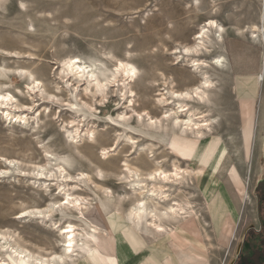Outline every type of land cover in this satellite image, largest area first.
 Returning a JSON list of instances; mask_svg holds the SVG:
<instances>
[{"label":"rangeland","instance_id":"374dc122","mask_svg":"<svg viewBox=\"0 0 264 264\" xmlns=\"http://www.w3.org/2000/svg\"><path fill=\"white\" fill-rule=\"evenodd\" d=\"M200 1L203 10L190 8L192 0H0V92L10 94L16 106L12 110L28 115L30 120L26 128L17 122L5 123L4 112L0 110V170L9 166L5 159L14 160L5 174L6 178L0 180V231H17V242L32 252L44 255L59 253L61 248L56 233L37 223L24 224L16 220L18 213L36 205L44 207L51 199L45 195L43 190L46 187L42 182L35 185L31 179L32 171L38 166L50 170L57 162L63 163V159H73L72 168L65 165L69 172L75 173L77 169L95 178L100 169L107 178L105 183L120 189L115 180L119 171L115 161L134 160L139 155L135 150L127 152L125 145L118 148L116 140L122 135L123 142L128 136L123 131L127 123L131 122L133 126L141 124L137 121V113L161 116L162 110L155 101L160 89H164L162 74L168 81L173 80L177 91L189 90L199 84L200 79L190 64L177 63L173 52L176 48L192 47L199 27L213 18L227 30L224 41L235 79V84L225 82L228 79L221 70L213 67L208 70L219 86L226 84L220 93L215 94L218 110L222 111L228 103L232 110H237L238 118L233 120V129L238 131L239 141L243 140L245 111L249 107L253 109L255 121L251 156L247 163H243L246 166L239 169L232 151L226 155L236 166L247 194L242 202L244 222L234 240L228 263L237 259L241 240L246 235L245 244L250 248L256 244L257 238L264 240V156L260 151L264 133V81L260 80L264 47L254 45L248 37L237 35L238 30H247L253 24L260 25V18L264 17V0ZM214 6L218 10L216 14ZM212 37L213 34L210 45L208 42L209 47L212 46L211 53L200 57L209 62L221 55L223 49V45L220 47ZM68 58H79L83 64L93 66L100 77L101 71L110 76L120 60H129L143 75L136 84L128 86L134 91L137 113L131 112L127 100L123 102L124 87L108 86L107 90L104 89L107 92L97 95L92 88L86 91L85 83L64 80L61 69ZM21 69L29 73L20 78L18 70ZM30 74L42 83L43 89L38 96L29 90ZM254 83L255 92H250L249 86ZM232 95L237 96L235 107ZM224 96L226 99L222 102L220 97ZM224 111L226 113V109ZM214 113L217 116L218 113ZM75 126L85 130L83 143L79 146L67 133ZM29 127H36L39 133L30 131ZM88 131H93V137H87ZM226 133L219 129L214 136L223 137ZM213 139L200 142L198 154L203 155ZM136 143L144 142L136 140ZM101 147L113 150L114 162L102 159ZM180 159L181 166L191 164L199 169L193 158L188 161ZM169 160L166 161L168 167ZM248 193L254 200L251 206L246 203ZM198 201L205 204L199 195ZM97 207L101 205L93 206Z\"/></svg>","mask_w":264,"mask_h":264},{"label":"bare ground","instance_id":"6f19581e","mask_svg":"<svg viewBox=\"0 0 264 264\" xmlns=\"http://www.w3.org/2000/svg\"><path fill=\"white\" fill-rule=\"evenodd\" d=\"M201 2L200 0H192L189 3L191 4L190 8L203 10ZM213 3H215V0ZM213 9L216 14L218 11L216 6ZM260 20V25L253 24L247 30L245 28L238 30L237 35L248 37L254 44L264 47V17L261 16ZM199 29L192 47L176 48L174 52L172 51L177 63H180V65H182L181 63L187 64V66L190 64L195 75L200 79L199 84L189 90L177 91L173 80L168 81L169 79L162 74L164 89L159 88L161 93L155 101V105L162 110L159 117H154L148 112L144 114L137 113L135 110L137 101L133 89H128V86L130 87L133 83L136 84L143 75L129 60H120L119 64L115 66L116 70H112L110 76L98 69L101 74L100 77L96 73L97 70H93V66L83 64L79 58H68L67 64L61 69L64 80L75 81L78 84L85 83L83 84L86 85L85 90L91 91L92 88V91L97 95L105 93L104 91L108 89V86L118 89L124 87L122 93H125L123 96L121 95L122 100L123 102L127 100L131 112L137 113V121H141V124L133 126L129 121L130 123H127L123 129L125 133H128V136L121 142V135L115 144L118 148L125 145L128 149L127 152L135 150L139 158L134 160L125 158L115 161L114 165L119 170L115 180L121 186L118 189L120 191L105 183L107 178L104 177L100 169L95 178L91 177L90 173L77 169L75 173L69 172L65 165L72 168L75 163L73 159L62 160L61 158L63 163L56 161L57 164L50 170L38 166L32 171L31 179L35 185L39 181L42 182L46 187L42 190L51 199L44 207H37L36 205L23 210L16 215V220L24 224L37 223L56 233L59 237L58 243L61 252L51 255L32 252L29 248L27 249L20 242H17V231L13 233L7 230L9 232H6L5 229V231H0V264H74L81 255L84 254L85 256L86 253H91V244L96 241V236L101 232L87 218V212L94 205H101V207H97L101 216L104 214L103 211L109 214L111 210H116L114 215L125 211L128 222L136 229L145 232L151 229L157 232H166V225L169 222L179 223L202 218L199 213L197 193L190 182L193 179L194 172L187 165L185 167L181 166L182 161L169 149V142L173 136L193 137L202 140L212 134L213 125L217 123V118L209 114L212 109L210 95L216 89V85L208 70L212 66L224 68L227 60L223 56H218L212 58L209 62L200 57L210 53L211 35H214L212 38H215V42L221 47L227 30L218 20L213 18L206 20ZM18 71L20 78L24 73H29L26 69ZM28 77L31 78L28 80H32L28 84L29 90L38 96L43 89L41 81L34 78L32 74ZM102 77L105 79H101ZM260 80L264 81L263 74ZM15 107L13 97L10 94L0 92V110L2 109L4 112L3 119L5 123L17 122L20 126L26 128L30 121L28 115L14 112L12 109ZM21 107L17 108L22 109ZM203 108L208 110L202 111ZM72 123L74 124V122ZM145 125L146 128H144ZM27 129L36 132V134L38 132L36 127ZM83 131L85 130L81 131L79 126H75L67 133L73 136V140L79 146L84 140ZM262 131H264V107ZM92 132L88 131V134L86 133L87 137H93ZM136 140H141L144 143L138 144ZM228 142L232 146L240 167L246 166V164H243L241 157H238L239 138L236 135L232 136L228 139ZM251 143L249 136H245L244 146L249 157L252 148ZM100 149L102 159L105 162H114L111 148L101 147ZM260 151L264 156V133L262 134ZM157 155L164 156L157 157ZM167 159H170L169 167L166 165ZM5 161L6 165L9 166L6 169L4 168L5 170H0V180L6 178L7 170L14 163V160L10 159H5ZM49 162L51 163V161ZM233 178L237 186L241 187L239 191L245 195L246 189L242 187L243 180L237 168L233 171ZM246 203L250 206L254 203L250 193H248Z\"/></svg>","mask_w":264,"mask_h":264},{"label":"crops","instance_id":"0c3cea01","mask_svg":"<svg viewBox=\"0 0 264 264\" xmlns=\"http://www.w3.org/2000/svg\"><path fill=\"white\" fill-rule=\"evenodd\" d=\"M222 45L223 49L219 56H223L228 61L224 68L212 67L224 73V77L228 79L225 82L235 84V79L231 73L226 40ZM262 74L264 75V72ZM213 80L216 89L210 95L212 109L209 114L211 115L213 112L218 114L217 116L216 113L211 115L217 118V123L213 125L212 134L202 140L175 135L169 143L175 156L186 161L193 158L199 166V169H195L193 165L186 163L194 172L190 182L196 190L197 199L199 195L205 203L202 204L198 201L199 213L202 218L179 223L169 222L166 225V232H157L154 229L145 232L136 229L128 222L125 211H121L118 216L114 215L116 210H111L109 214L102 210L104 214L101 216L97 208H92L87 212V218L102 233L100 232L96 236L95 244L92 242L91 253H86L85 256L84 254L81 255L82 257L80 256L74 264H229L228 260L233 250L234 240L241 231L245 216L242 203L244 194L239 191L241 187L237 186L233 178V171L236 166L232 165L230 158L226 156L228 152L232 151L233 157L238 161L231 144L228 142L230 137L235 135L238 137V131L233 129V120H236L238 115L237 110L233 109L235 110L234 113L229 103H223L226 107L222 111L218 110L219 105L218 100L214 99L215 94L220 93L226 84L219 86L216 80ZM253 87H256L255 83L249 86L250 92H255ZM225 96L220 97L222 102L225 101ZM232 96L235 107L237 96ZM246 106L244 104L245 108ZM224 109H226V113ZM201 110L206 111L208 109L203 108ZM223 116L224 119H222ZM245 116L242 128L243 140L238 142V157L247 163L250 157L247 156L245 150L244 137L249 136L253 147L255 136L252 107L245 111ZM219 129H223L227 133L223 137L221 135L214 136ZM211 137L214 139L205 153L203 155L198 154V144L208 141ZM224 138L227 139L228 144ZM239 169H241L240 165ZM235 261L233 260L230 264L235 263Z\"/></svg>","mask_w":264,"mask_h":264},{"label":"flooded vegetation","instance_id":"af4514ba","mask_svg":"<svg viewBox=\"0 0 264 264\" xmlns=\"http://www.w3.org/2000/svg\"><path fill=\"white\" fill-rule=\"evenodd\" d=\"M246 239L247 235L241 242L242 245L234 264H264V240L257 238L256 244L250 248L249 245L245 244Z\"/></svg>","mask_w":264,"mask_h":264}]
</instances>
